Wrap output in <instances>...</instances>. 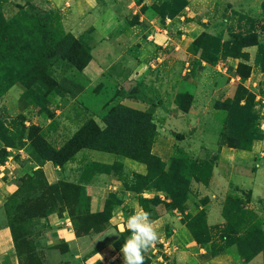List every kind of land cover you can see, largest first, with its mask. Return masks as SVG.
<instances>
[{
  "label": "rangeland",
  "instance_id": "1",
  "mask_svg": "<svg viewBox=\"0 0 264 264\" xmlns=\"http://www.w3.org/2000/svg\"><path fill=\"white\" fill-rule=\"evenodd\" d=\"M0 8L7 51L0 52V227L13 232L17 264H85L120 249L130 235L126 219L140 208L160 234L145 264L155 255L158 264H176L163 243L180 227L208 254L229 248L238 264L243 242L258 233L248 239L251 229L262 232L253 249H264V0H8ZM38 17L52 25L61 53L45 47ZM88 55L82 70L72 64ZM103 59L114 66L92 81ZM140 60L144 79L125 82L121 65ZM63 78L82 88L78 97L62 93ZM131 88L142 93L131 101L155 124L132 149L145 154L141 163L98 146L53 163L92 121L88 113L103 120ZM70 161L72 177L59 170ZM86 186L102 192L99 208L89 207ZM206 202L221 212L220 226L208 228L205 211L195 212L192 204ZM227 213L239 221L227 226Z\"/></svg>",
  "mask_w": 264,
  "mask_h": 264
},
{
  "label": "trees",
  "instance_id": "2",
  "mask_svg": "<svg viewBox=\"0 0 264 264\" xmlns=\"http://www.w3.org/2000/svg\"><path fill=\"white\" fill-rule=\"evenodd\" d=\"M6 1L8 0H0V7H1V4ZM47 20H49V18ZM35 22L39 30H41L42 33L44 34L42 41L45 47H48L49 49H51L50 54H55L57 52L61 53V48H59V42L56 40V35H55L52 25L49 22H46V19L43 20L40 17L36 18ZM4 24L5 23L1 15V8H0V52L2 53L3 51H6V48L3 44V41H5L6 39V36L2 34L4 32V29H2L4 27ZM69 40L75 42V47L77 49H80L82 53L85 52L86 50L85 47L82 46L79 41H76L72 36L69 37ZM76 42H79V44ZM73 54L75 55L76 51H73L70 54H66V56L68 58H71ZM89 59L90 57L88 55V59H86L84 63H81L80 61L81 58H79V61H77V59L75 58L74 59L72 58V61H73L72 64L77 69L82 70L86 66ZM59 87L62 90V93L68 95L70 98L78 97L82 91V88L80 86L74 84L72 81L66 78H63L60 81ZM121 97L125 99H130V100H142V93H139V90L136 88H131L128 90L126 94L122 95ZM120 106L110 109V111L104 117V119L102 120L105 125L103 130H100L94 121H88L86 124H84L83 127L79 130V132L60 151V153H57V155H55L51 159L53 163L58 166H61L65 162L70 160V158L74 154H76L80 149L85 148V149L97 150L98 147H105L106 149H110L113 152H121V151L126 150L130 152L129 156L131 157L129 158L136 157L137 159H134V160L137 162H140L145 154L138 155L137 157L133 153L132 149L137 148V146H135L136 145L135 142L138 143L142 140L140 139L143 136L142 134H144V132L147 131V128H149L150 125L154 124L153 120L151 119V115L148 113H142V112H138V111L132 110L127 107L123 108L122 106L121 107ZM152 126L153 127H151V129L154 130L155 124ZM122 127H129L131 132L128 134L120 132L118 134L117 131L120 130ZM80 132H82V135L78 136ZM98 138L103 139L102 143H99V145L93 144V143L89 144L90 141L96 142L95 139H98ZM132 138L134 139V141L128 140ZM76 140H78V144L80 146L78 149L74 150L72 146ZM128 141H130L131 143H129ZM122 142L124 143L128 142V144L121 146ZM67 148L69 150L68 153H67ZM224 219H226L227 226L237 223L239 221L237 217L229 213H227L226 215L224 214ZM9 229L11 231L12 240L14 243L13 232L11 228ZM253 232L255 233L258 232L255 234V236L258 237L259 239L261 238V235H260L262 234L261 231L259 232L256 229H251L246 234L248 239H250L249 237L251 233ZM222 234L226 241H230V244L233 243L230 235L227 234L226 230L223 231ZM255 238L252 241L243 242V244L247 248L246 250L247 253L241 251V256H240L244 264L249 263L253 258L256 257V255L264 251V249H262L261 247H258V248L254 247L255 249H253V246H255V241H254ZM235 242L241 243L238 238L235 240Z\"/></svg>",
  "mask_w": 264,
  "mask_h": 264
},
{
  "label": "crops",
  "instance_id": "3",
  "mask_svg": "<svg viewBox=\"0 0 264 264\" xmlns=\"http://www.w3.org/2000/svg\"><path fill=\"white\" fill-rule=\"evenodd\" d=\"M142 18H144V17H141L139 19L140 22H141ZM152 21H154L156 25H159L156 23L155 18L152 19ZM155 29H158V27H155ZM118 40H119V38L115 42H116V44L122 43L121 44L122 48H121L120 52H123L124 46L127 47V44L125 42L118 41ZM115 52H116V50H115ZM103 61L105 63L102 64L101 67L97 66V73L95 75L96 78L93 79L92 81H95L96 79L98 80L102 74H104L108 69H110L114 66L113 65L114 63L112 65H110L111 62L105 61L104 59H103ZM92 62H93V60H92ZM94 64H96V63H94ZM144 66H145V64L142 60H140L139 62L135 61L131 65L130 68L126 67L125 64H122L121 65V71L123 73L124 72L126 73V79L128 80L127 81L125 79V82L131 83L132 80L144 79L145 73L142 71V68ZM87 68L88 67H86V69L83 71H86ZM113 78H117V77L114 76ZM118 88H120V87H118ZM114 101L115 102L113 104H120L122 106H125L127 108H130V109L138 111V112H142V113L149 112L147 108H142L141 107L142 105L135 103L131 100L122 98V97H120V98L116 97L114 99ZM111 102L112 101L110 99H108L107 103L109 105ZM89 116H92V118L94 117L93 115L88 113V117ZM92 118H90V119L92 121H94L99 128L105 127L103 121L100 118H97L96 116H95L94 120ZM255 150L259 151L258 146L255 147ZM129 162L132 164H135V168H137L139 171L136 173L144 174V167L142 165L137 164V163L132 162V161H129ZM72 164L76 165V162L73 163V161H70V162L66 163L64 170L59 169L60 172H63V173H65V175L72 177L71 174L75 172V170H73V171L70 170V168H72V166H71ZM67 171H69V172H67ZM228 173L230 174L231 171H228ZM99 189L102 190V188H99ZM204 190H205V188L202 191L204 192ZM85 191H86V193H85L86 197L90 198L89 207L91 209L92 208H99L103 199H104V197L102 199V196H101L102 192L99 190L92 191L91 187H88V186H86ZM99 196H101V197L99 198ZM196 197H197V194H196ZM192 205H193V208L195 209V212L197 211V208H198V210H204L205 211L208 228H210V227L213 228L214 226L216 227V226H220L222 224L221 212H218V209L215 207H212V205L209 202L208 203L206 202V205L204 207L200 206V205L198 207H196L194 204H192ZM188 206L189 205L187 203L185 205V208H186L185 212L186 213H187V211L189 212ZM156 221H157V219H156ZM156 221L154 220V224ZM258 221L260 222V219H258ZM118 225L120 226L121 224L118 223ZM184 231L185 230L182 227H180V230L178 231V237L174 238L175 235L173 236L172 234H170L167 238H164V243L161 241L164 244V253L168 254L170 256H173V258L176 261V264H238L236 262V260H234L233 253L229 248L228 249L223 248L220 252L213 254V255L208 254L207 248H200L199 246L197 247L196 244L194 243V241L190 238V236L185 239L183 237ZM174 232H177V231H174ZM211 242L212 241H210V243ZM174 243H176V245H174ZM14 254H15L14 253V245H13L12 234H11L10 229L8 227H0V264H17V260H16V257ZM150 258L152 259L151 264H155V262H157L158 258H161V256L155 255V259L152 256ZM106 260H108L109 262H113V264H123V259H122V254L120 253V249H111L110 251H107V252L106 251H98V252L92 254L85 264H109L106 262ZM201 260L203 263L201 262ZM156 264H158V262ZM164 264H165V262H164ZM247 264H264V259H262V256L259 255V256H256L255 258H253Z\"/></svg>",
  "mask_w": 264,
  "mask_h": 264
},
{
  "label": "clouds",
  "instance_id": "4",
  "mask_svg": "<svg viewBox=\"0 0 264 264\" xmlns=\"http://www.w3.org/2000/svg\"><path fill=\"white\" fill-rule=\"evenodd\" d=\"M124 230L130 235L120 248L123 264H145V254L159 241L160 234L154 227L151 213L140 208L126 219Z\"/></svg>",
  "mask_w": 264,
  "mask_h": 264
}]
</instances>
